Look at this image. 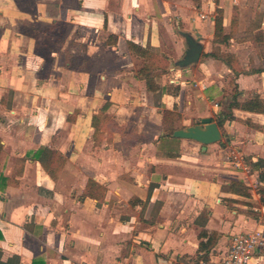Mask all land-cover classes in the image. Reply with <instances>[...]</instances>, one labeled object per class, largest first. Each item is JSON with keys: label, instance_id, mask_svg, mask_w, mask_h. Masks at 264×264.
Returning a JSON list of instances; mask_svg holds the SVG:
<instances>
[{"label": "crops", "instance_id": "crops-1", "mask_svg": "<svg viewBox=\"0 0 264 264\" xmlns=\"http://www.w3.org/2000/svg\"><path fill=\"white\" fill-rule=\"evenodd\" d=\"M216 9L229 35L224 42L213 37ZM128 42L166 55L177 96L146 89L136 76L143 59ZM190 43L201 52L231 53L241 71L211 56L180 59ZM235 85L240 100L250 92L264 97V0H0V262L216 264L235 234L259 230L263 246L251 264H264V217L253 211L264 178L247 163L264 160V114L232 109L230 121L240 122L246 142L231 160L227 150L216 151L217 142L202 150L190 139L173 140L176 157L145 152L167 138L158 103L176 104L182 114L199 101L190 94L196 86L209 105L194 116L213 119L217 100L227 106ZM99 112L95 132L92 115ZM133 129L142 144L136 177L103 178L118 168L103 136ZM40 147L65 160L55 180L26 156ZM226 168L243 174L224 181L232 173ZM88 178L106 188L100 201L81 197ZM231 180L243 181L250 198L224 190Z\"/></svg>", "mask_w": 264, "mask_h": 264}, {"label": "trees", "instance_id": "trees-1", "mask_svg": "<svg viewBox=\"0 0 264 264\" xmlns=\"http://www.w3.org/2000/svg\"><path fill=\"white\" fill-rule=\"evenodd\" d=\"M214 17V31L213 37L219 42H224L229 38V35L224 33L223 27V15L220 9H216ZM235 16L232 17L231 23L235 22ZM128 49L134 53L135 55L141 57L143 59V64L137 70L136 76L143 79L145 81L146 89L152 93H158L159 95H171L177 96L180 93V85L176 83H172L169 81H162L161 77L167 72L170 64L166 68L162 67L157 63V53L148 50L147 48L135 44L133 42L127 43ZM200 57L211 56L215 59L222 61L228 68H230L234 73H239L241 71L240 67L238 66L237 59L228 52L219 53L218 50L210 51V52H201ZM161 59H168L166 55L163 53L159 56ZM169 61V60H168ZM164 68V70H162ZM235 85L233 94L231 96V101L226 106L225 111H220L216 114V116L212 119L216 121L219 128L224 125L226 121H230L234 119V115L232 113V109H240L254 113L264 114V97H261L256 92H250L247 97L243 99H239L238 96L240 91L236 88ZM160 106V122L162 126V135L163 137L170 138L172 140L177 139L172 137V132L177 129L174 123L181 119V113L178 109V106L174 104L172 109L165 108L162 104L158 103ZM76 111L73 114L67 116L68 121H72ZM102 113H98L96 115H92V126L95 129V132L99 131L100 129V118ZM200 120V119H199ZM199 120L195 121L194 123H198ZM247 124L255 129L261 128L259 125L252 124L250 121H246ZM108 126H113L115 130L121 132L122 130L119 129L110 119L107 123ZM107 128V127H103ZM264 128V125L262 126ZM220 143V142H219ZM167 157H176L178 156L177 153L173 152L172 150H167L164 153ZM27 157H32L36 159L44 171L52 178L57 179L59 170L64 165V158L56 153L55 151L49 149L48 147H40L36 151L29 152L26 154ZM18 163L22 164L24 159H18ZM250 165L251 170H259L258 172V180H262L264 178V160L257 159L256 161H247ZM224 190L227 192L236 194L241 197L250 198V194L248 193V186L241 180H231L229 183L225 184ZM106 188L101 185L100 183L96 182L95 180L88 178L83 191L81 193L82 198H93L100 201L105 194ZM261 193L260 200L264 202V192L263 190H259ZM133 204V203H131ZM250 206V204H249ZM213 233L209 236V239H213ZM2 238V234L0 232V239ZM200 245L205 246L207 242L200 243ZM0 264H4L0 262Z\"/></svg>", "mask_w": 264, "mask_h": 264}, {"label": "rangeland", "instance_id": "rangeland-1", "mask_svg": "<svg viewBox=\"0 0 264 264\" xmlns=\"http://www.w3.org/2000/svg\"><path fill=\"white\" fill-rule=\"evenodd\" d=\"M179 29L175 28V31H178ZM194 40H198L197 37L194 35L193 38ZM188 46L184 47V50L187 48ZM204 49V47H200V50ZM184 50L182 51V54L180 55V59L183 57H185V52ZM155 53H157L158 57H157V63L159 65H162V67L166 68V66L168 67V65L170 64V60L168 61V59H161L159 56L160 54H162L160 51H153ZM196 64H190L191 67H195ZM170 67V66H169ZM164 68H162V70H164ZM165 71V70H164ZM174 77L171 75L169 68L167 69V72L161 77L162 81H169V79H173ZM192 79V78H189ZM193 92H191V96L192 98L198 99V102H194L192 103L191 107L189 109H187L184 113L181 114V119L176 121L174 123L176 128H182L191 124H195L194 122L198 120V118H196L194 115H196V113L198 112V110H202L204 108H206L209 103L205 100V99H201L200 96H196V92L198 90V87L196 86H191ZM231 87L232 84L230 85V90H229V94L231 93ZM156 99L158 100V97L156 96ZM229 99H231V97H229ZM218 101V110L219 111H225L226 110V105H224L225 101L223 99L217 100ZM209 110V109H208ZM214 117L216 116L215 114L213 115ZM213 117V118H214ZM239 122V121H238ZM240 123V122H239ZM239 123L236 122H229V124L227 125H223L220 127V131L222 134V138L219 142L216 143L215 149L217 150H227L226 152H231L233 151V149L235 150H241L242 144L240 142H246L245 137L246 134H244V131L241 133L240 130H242V126L239 125ZM113 130V129H111ZM240 134H239V133ZM237 133L239 134V138H238V142H235L230 138V135L234 136ZM121 137L119 138H115L112 139L110 136H103L104 140L108 143L106 144L104 147L105 148H110V159H111V163L115 166L118 165V168L116 167L115 169H111L103 178H106L107 180H115V179H119V180H124V181H130L131 179H134L136 177V170H134V167L137 165H140V159L138 158V154L139 151L142 150V144L141 141L138 137V134L135 132V130H131L129 132H124L123 134H120ZM231 136V137H232ZM161 137V136H160ZM102 136L98 137L97 141V146L98 149L102 148V145H99L101 142ZM169 138H165L162 139V141L157 144L155 141L154 142V146L149 145V147L147 148V150L145 152H147L148 157H150V155H153L154 152H156V154L159 153H164L166 150H178L179 149V145H178V141H173V140H168ZM161 140V138L159 139ZM99 142V143H98ZM152 142V141H149ZM246 152H244L243 155ZM244 158V157H243ZM135 169H139L135 168ZM164 169V168H162ZM228 170H230L232 173L229 174V176H223L221 179L226 181L230 178V175H241L243 174L242 170L240 169H232V168H226ZM215 171V170H214ZM193 169L190 166H187L185 168V173L186 174H191L193 173ZM60 174V170L58 175ZM194 174V173H193ZM64 175L66 176V178L69 177V173L68 172H64ZM158 178L160 177V174H158ZM232 175V176H233ZM211 177V176H210ZM80 178H77L76 182H80ZM248 183L252 184L249 187L250 188H254L255 185L253 184V180L251 178L247 179ZM71 189H68V191H70Z\"/></svg>", "mask_w": 264, "mask_h": 264}, {"label": "built area", "instance_id": "built-area-1", "mask_svg": "<svg viewBox=\"0 0 264 264\" xmlns=\"http://www.w3.org/2000/svg\"><path fill=\"white\" fill-rule=\"evenodd\" d=\"M202 17L204 16L202 15ZM226 158L231 160V158H236V155L231 151L226 155ZM253 211L264 217V202L254 206ZM262 237L263 234L259 230L235 234L225 255L216 264H251V259L256 251L263 246Z\"/></svg>", "mask_w": 264, "mask_h": 264}, {"label": "water", "instance_id": "water-1", "mask_svg": "<svg viewBox=\"0 0 264 264\" xmlns=\"http://www.w3.org/2000/svg\"><path fill=\"white\" fill-rule=\"evenodd\" d=\"M200 53V47L196 43H190L185 50V57L193 60ZM171 135L178 139L194 140L202 145V150L206 149V145L219 142L222 138L218 124L208 116L201 117L198 123L175 129Z\"/></svg>", "mask_w": 264, "mask_h": 264}]
</instances>
